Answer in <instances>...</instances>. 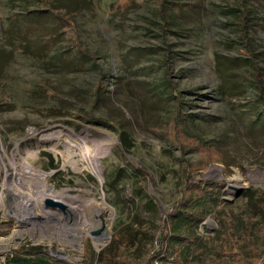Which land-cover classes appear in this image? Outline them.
Segmentation results:
<instances>
[{
	"label": "rangeland",
	"instance_id": "1",
	"mask_svg": "<svg viewBox=\"0 0 264 264\" xmlns=\"http://www.w3.org/2000/svg\"><path fill=\"white\" fill-rule=\"evenodd\" d=\"M245 1L247 25L235 0H165V9L154 0H0V192L6 172L26 162L66 189L63 204H105L95 229L107 234L98 249L86 234L78 247L77 218L47 203L54 197L36 216L24 210L23 224L6 214L8 198L0 239L25 233L0 244V264H16L23 247L70 264H125L100 253L123 229L131 240L116 251L128 264L144 263L163 231L153 264H264V0ZM49 3L79 7L74 27L89 57L73 54L72 32L57 33L41 10ZM81 136L108 146L101 177L74 145ZM28 177L23 188L36 192ZM183 187L187 211L202 215L193 243L181 241L184 220L169 216Z\"/></svg>",
	"mask_w": 264,
	"mask_h": 264
},
{
	"label": "bare ground",
	"instance_id": "2",
	"mask_svg": "<svg viewBox=\"0 0 264 264\" xmlns=\"http://www.w3.org/2000/svg\"><path fill=\"white\" fill-rule=\"evenodd\" d=\"M74 145L78 147L82 153L81 158L87 161L91 173L96 177H101L99 158L101 154L108 148V146H100L99 143L87 144L83 136ZM14 170L6 172L3 187L0 192V210L9 198L10 201H15L14 210L6 213L17 219L20 224H23L24 210L28 209L30 215H38L35 205L42 206V199L47 196L54 197L57 201H65L69 198L66 189L57 190L55 187L47 182L49 172L38 171L28 163H20L14 165ZM21 172L23 175H20ZM33 177L34 188L36 192L30 188H23L24 180ZM49 191L50 193H47ZM31 192L36 193V196H31ZM65 203V202H64ZM66 210L77 218V225L72 232L73 240L77 241L78 247H81V241L84 235H90L95 247L100 248L106 241L107 234L105 230L100 231L97 235H91V231L95 228L101 227L104 224L103 214L106 212L105 204L98 203L93 197L81 196L77 199L76 204L66 203ZM45 214H54V211H44ZM100 229V228H99ZM21 229L15 230L9 237L0 239L2 249H7L11 244H15L24 235Z\"/></svg>",
	"mask_w": 264,
	"mask_h": 264
},
{
	"label": "trees",
	"instance_id": "3",
	"mask_svg": "<svg viewBox=\"0 0 264 264\" xmlns=\"http://www.w3.org/2000/svg\"><path fill=\"white\" fill-rule=\"evenodd\" d=\"M42 2H46L48 0H39ZM155 3L157 5L160 6L161 9H165V0H154ZM236 5L234 8H232L234 15L239 18L240 20H242L244 22V24L247 22V19L249 18V14L251 12L250 8L248 7V5L246 4L245 0H235ZM47 7L45 9H41L42 11H47L51 17L53 18V24L57 27L58 34H66L68 33V31L73 33V45L70 47L71 51L73 52V54H78V55H83L86 57H89L90 55L88 54L87 51H84L81 46L78 43V38L76 35V30H75V22H74V14L77 13V11L79 10L76 5L71 7L70 9H67L66 7H60V6H54L51 5L50 3L48 5H46ZM40 12V11H39ZM37 13L35 11L32 10H28L26 14H28L29 16H31L30 14H34ZM162 14H164L165 16H167L168 18V13L162 12ZM248 23H246L245 25H247ZM251 64L253 66H256L255 62L251 60ZM259 74V73H258ZM255 76H257L255 74ZM258 80H260L259 78H257ZM169 86L171 87L172 92L175 91L174 87L171 86L169 84ZM258 88L260 90H263V87L259 84L257 85ZM176 96V101H180L179 100V95L178 93H174ZM183 119V116L181 117V121ZM176 122H179V119H176ZM122 139L124 141H126L125 138V133L122 132ZM50 157V156H49ZM51 158V157H50ZM50 164L53 166L52 164V159L50 160ZM186 187H183V191H182V197L180 199V202L178 204H176L171 213L169 214V216L173 217L174 219L179 218L180 220H184V222L186 223V226L188 228V234L186 236V238L181 237V241L183 240H188V243H193L196 238L197 235L195 233V229L194 227L196 226V224H198L199 220L201 219V211L199 212H193L191 210L187 209L189 208V201L188 198L186 197ZM198 202V201H197ZM1 226V223H0ZM133 231L129 232L128 230H122L119 231L118 234L113 233L112 237H111V241L108 245H106L102 250H101V256L106 260V261H115V259H123V263L128 264L126 262L127 260V255L125 252H117V249H125L130 240H131V235H132ZM222 234V233H221ZM169 237V233L167 231H163L161 233V236H159V243L153 248L152 253L150 254V256L148 257V259L144 262V263H137L135 262L134 264H153V260L158 257L160 254H162L164 252V250L166 249V238ZM217 237L220 238V235L217 234ZM235 249H238L239 247H234ZM179 253H178V258L176 259L175 262H180L181 261V250L182 248H179ZM117 250V251H116ZM173 250L176 251L175 248H173ZM233 250V247H232ZM240 251H237V254L239 255ZM217 255H223L221 252H217ZM16 256L12 257L11 262L16 263V264H20V263H24V264H70L68 262H65L63 260H59V259H54L50 256H48L45 251L40 248V247H29V248H20L19 250L16 251ZM119 257H116L118 256ZM25 256V257H24ZM26 258H29L26 260ZM31 258V259H30ZM179 259V261H178Z\"/></svg>",
	"mask_w": 264,
	"mask_h": 264
},
{
	"label": "water",
	"instance_id": "4",
	"mask_svg": "<svg viewBox=\"0 0 264 264\" xmlns=\"http://www.w3.org/2000/svg\"><path fill=\"white\" fill-rule=\"evenodd\" d=\"M47 203H48V204H52V205H59V206H61L62 208L66 209V205L63 204V203L60 202V201H57V200L48 199V200H47ZM100 231H101V229H95V230H92V231H91V235H97V234L100 233Z\"/></svg>",
	"mask_w": 264,
	"mask_h": 264
},
{
	"label": "built area",
	"instance_id": "5",
	"mask_svg": "<svg viewBox=\"0 0 264 264\" xmlns=\"http://www.w3.org/2000/svg\"><path fill=\"white\" fill-rule=\"evenodd\" d=\"M155 263H157V261L155 260Z\"/></svg>",
	"mask_w": 264,
	"mask_h": 264
}]
</instances>
